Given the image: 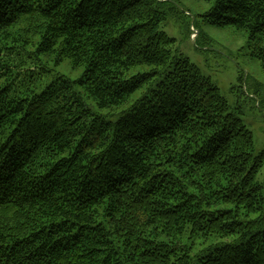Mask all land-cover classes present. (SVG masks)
<instances>
[{
    "label": "trees",
    "instance_id": "1",
    "mask_svg": "<svg viewBox=\"0 0 264 264\" xmlns=\"http://www.w3.org/2000/svg\"><path fill=\"white\" fill-rule=\"evenodd\" d=\"M169 2L0 0V264H264V153ZM204 18L264 65V0Z\"/></svg>",
    "mask_w": 264,
    "mask_h": 264
},
{
    "label": "rangeland",
    "instance_id": "2",
    "mask_svg": "<svg viewBox=\"0 0 264 264\" xmlns=\"http://www.w3.org/2000/svg\"><path fill=\"white\" fill-rule=\"evenodd\" d=\"M215 2L170 0L163 29L175 39L174 49L211 79L227 100L231 112L252 132L254 155L258 157L264 153V65L252 54L247 33L205 21L204 15ZM195 30L199 33L193 39ZM56 73L71 79L78 76L77 71L65 65L54 70L47 79H52ZM258 181L264 185V168Z\"/></svg>",
    "mask_w": 264,
    "mask_h": 264
},
{
    "label": "built area",
    "instance_id": "3",
    "mask_svg": "<svg viewBox=\"0 0 264 264\" xmlns=\"http://www.w3.org/2000/svg\"><path fill=\"white\" fill-rule=\"evenodd\" d=\"M196 35H198V31H194V34H193V39L196 37Z\"/></svg>",
    "mask_w": 264,
    "mask_h": 264
}]
</instances>
